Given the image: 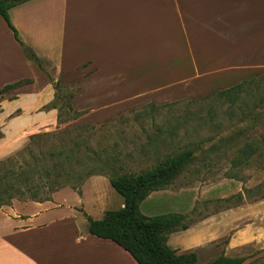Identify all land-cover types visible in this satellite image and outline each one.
Returning a JSON list of instances; mask_svg holds the SVG:
<instances>
[{
	"label": "crops",
	"instance_id": "0c3cea01",
	"mask_svg": "<svg viewBox=\"0 0 264 264\" xmlns=\"http://www.w3.org/2000/svg\"><path fill=\"white\" fill-rule=\"evenodd\" d=\"M8 12L19 38L41 59L45 71L49 69L57 76L63 71L106 73L103 81L109 86L130 77L140 85L158 80L161 73L224 71L232 64L236 72L264 71V0H27ZM185 18L192 38L181 47H186L190 66L184 65L186 54L176 52L178 20L183 23ZM246 23L248 28L243 27ZM199 27L201 37H196L193 29ZM245 56L250 60L242 66ZM25 69L29 74L19 76ZM34 69L37 74L26 76ZM44 75L24 57L13 31L0 16V88L32 79L16 88L15 99L0 100V123L11 110L40 108L51 101L52 85ZM44 90L48 96L42 101ZM23 98L30 106H21ZM43 116L56 117V110L43 111ZM103 177L95 174L86 178L81 194L63 187L50 200L26 201L22 206L30 204L32 208L21 213L7 212L1 206L0 264H137L113 240L87 231L84 213L98 219L110 205H123L116 191L119 198L101 192L98 185ZM63 189L68 193H60ZM160 191L151 192L144 200L156 202L152 196ZM249 208L248 234L237 235L232 244L249 242L256 249L255 255L252 251L240 264H264V197L252 201ZM224 214L202 222L213 218L219 222L218 228L225 226V221L237 222L236 214ZM194 229L171 234L190 239ZM213 229H203L193 236L195 240L183 244L189 247L209 237Z\"/></svg>",
	"mask_w": 264,
	"mask_h": 264
},
{
	"label": "rangeland",
	"instance_id": "374dc122",
	"mask_svg": "<svg viewBox=\"0 0 264 264\" xmlns=\"http://www.w3.org/2000/svg\"><path fill=\"white\" fill-rule=\"evenodd\" d=\"M179 20V48L176 52L185 55L186 47L181 46L186 45L192 35L186 18L183 23ZM243 27L248 28L249 23L243 24ZM193 31L194 36L201 37L200 27ZM163 49L175 52L173 48L172 51ZM22 54L25 57L23 49ZM185 58L187 62V54ZM249 58H241L242 66L249 63ZM184 65L190 66L191 61L184 62ZM233 66L227 65L226 70L218 72L161 73L158 80L145 81L140 85L138 80L130 77L109 86L108 81H103L107 78L106 73L63 71L57 76L48 69L46 73L61 83V93L66 97L72 93L71 103L79 115L59 123L58 109L50 106L43 105L25 111L11 110L0 123V160L22 149L30 135L43 132L70 131V134L65 135V142L74 139L80 141L81 147L87 144L103 158L113 157L112 163L117 172H138L153 166L167 155L194 148L192 160L172 183L152 196L156 202H141V212L146 215L165 212L185 214L188 227L195 228L190 232L191 238L169 234L167 243L178 252L195 251L198 263H207L221 253L248 258L252 251L256 254V249L251 248L249 242L239 246L232 243L238 239L237 235L248 234L250 203L255 197L264 195V102L259 101H264V90L254 97L243 96L245 101H237L233 105L213 97L203 98L210 92L263 72H236ZM25 73L29 74L26 69L21 70L19 76ZM34 73L37 74L35 69L26 76ZM40 80L36 81L38 86ZM34 89L39 91V88ZM52 89L53 98V86ZM19 91H23V88ZM16 92V89L10 90L0 100L8 99ZM42 94L43 101L48 94H45V90ZM26 100L23 98L20 102L25 108L30 106ZM49 109L56 110V117L43 116V111L48 112ZM62 116L66 118L67 114L63 113ZM246 139L254 142V153L247 161L237 162L235 157L238 149ZM56 143V137H49L33 147L37 151L38 147L47 149ZM22 157H26V154L16 158ZM87 163L88 166L100 165V161L95 160ZM101 179L98 185L101 192L112 193L119 198L108 178L105 176ZM65 188L75 190L68 185ZM60 193L68 192L63 189ZM237 193L241 194V200L236 196ZM29 200L14 198L2 209L21 213L24 208H32L30 204L22 206ZM116 205L118 203L107 208H116ZM220 213L236 214L237 222L225 221V226L221 224L219 228V222L213 221V218L202 222ZM224 217L226 219L227 216ZM209 227L214 228L209 237L192 242L189 247L183 244L195 240L194 235Z\"/></svg>",
	"mask_w": 264,
	"mask_h": 264
},
{
	"label": "trees",
	"instance_id": "16d2710c",
	"mask_svg": "<svg viewBox=\"0 0 264 264\" xmlns=\"http://www.w3.org/2000/svg\"><path fill=\"white\" fill-rule=\"evenodd\" d=\"M25 1L27 0H0V16L13 31L25 57L46 73L41 59L19 38L9 16L8 11L11 7ZM47 77L55 91L52 100L44 106L58 109L59 123L75 119L79 112L74 110L71 103L72 93L66 97L61 93L62 85L59 80L54 81L49 74ZM31 82L32 79L26 78L5 84L0 88V97L10 90ZM262 89L264 90V71L210 92L203 98L213 97L233 105L237 101H245L242 99L243 96L259 95ZM16 97L14 94L8 99ZM259 101L264 102L263 99ZM63 113L67 114L66 118L62 116ZM70 133L63 131L32 134L22 149L0 160V207L9 205L14 198L38 202L50 200L55 191L67 185L81 194L80 187L84 180L91 175L99 174L108 178L111 187L121 196L123 205L116 209H107L98 219L84 213L87 219V231L97 237L113 240L126 250L137 264H240L244 261V256H228L221 253L207 263H198L195 251L178 252L167 243L169 234L188 228L185 214L165 212L146 215L141 212V202L151 192L163 190L172 183L192 160L194 148H185L167 155L153 166L138 172H117V168L112 163L113 157L103 158L87 144L81 147L80 141L74 139L65 142V135ZM49 137H56L57 143L47 149L38 147L37 151L34 150V145ZM253 144L252 139H246L238 149L235 160L247 161L254 153ZM25 154L26 157L16 158ZM94 160L100 161V165L88 166L87 161ZM249 192L248 190L247 193ZM236 196L239 200L242 199L240 193ZM263 197L264 195H260L253 201Z\"/></svg>",
	"mask_w": 264,
	"mask_h": 264
}]
</instances>
